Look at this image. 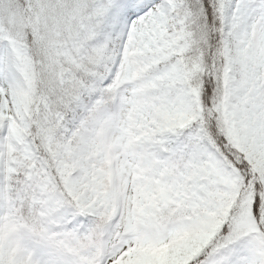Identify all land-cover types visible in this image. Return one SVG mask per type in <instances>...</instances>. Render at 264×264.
Wrapping results in <instances>:
<instances>
[{"label": "snow or ice", "instance_id": "6c2138e0", "mask_svg": "<svg viewBox=\"0 0 264 264\" xmlns=\"http://www.w3.org/2000/svg\"><path fill=\"white\" fill-rule=\"evenodd\" d=\"M0 264H264V0H0Z\"/></svg>", "mask_w": 264, "mask_h": 264}]
</instances>
